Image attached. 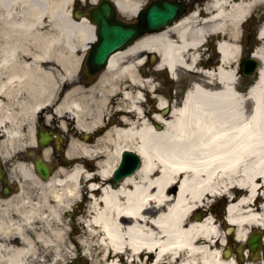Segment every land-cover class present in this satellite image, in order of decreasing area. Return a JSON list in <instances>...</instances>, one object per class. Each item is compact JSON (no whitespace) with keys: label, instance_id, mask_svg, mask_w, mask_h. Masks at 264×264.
I'll return each mask as SVG.
<instances>
[{"label":"bare ground","instance_id":"bare-ground-1","mask_svg":"<svg viewBox=\"0 0 264 264\" xmlns=\"http://www.w3.org/2000/svg\"><path fill=\"white\" fill-rule=\"evenodd\" d=\"M145 1L115 0L129 15ZM256 1L213 0L217 12L203 24L222 28L234 42L240 20ZM69 3L0 0V63L7 65L16 89L24 87L30 94L21 102L23 117L16 115V120L32 123L45 109L48 123L55 121L58 132L69 135L65 155L70 159L46 181H36L31 198L15 199L13 217L0 218V234L6 239L0 242V256L7 255L0 264H27L30 257L40 264H72L79 254L90 264H257L224 257L220 247L232 228L223 233L222 222L208 213H194L211 196H230L244 189L226 208L234 238L242 241L250 225L264 226V201L252 205L259 194L258 181H264V44L255 50L261 65L246 97L231 89L233 70L219 67L205 72L222 89L193 85L166 119L155 115L164 126L156 131L139 106L138 87L153 85L130 68L117 69L118 54L111 57L98 82L87 85L74 77L70 58L76 46L93 34V25L71 17ZM187 24L183 20L173 29L184 37ZM259 29L264 39V22ZM201 31L202 27L195 33ZM185 45V40L178 45L162 32L146 35L129 50L157 51L161 64L173 73L176 63L184 64L180 49ZM218 47L224 63L237 55L235 43L226 40ZM22 56L32 62L18 61ZM7 59L14 62L8 64ZM156 102L161 108L167 103L162 96ZM20 123L15 121L12 138L17 142ZM79 131L98 133L91 142L78 140ZM47 147L45 159L50 155ZM122 149L136 151L142 162L114 186L111 173ZM17 166L24 174L30 171L19 162ZM72 204L83 206L78 209L82 229L78 237L60 228L62 212ZM47 248L48 261L40 257Z\"/></svg>","mask_w":264,"mask_h":264},{"label":"flooded vegetation","instance_id":"flooded-vegetation-1","mask_svg":"<svg viewBox=\"0 0 264 264\" xmlns=\"http://www.w3.org/2000/svg\"><path fill=\"white\" fill-rule=\"evenodd\" d=\"M158 2L160 0H157ZM238 2L239 0H233ZM91 2L90 0H74L72 6V16L75 18L92 16V10L99 7L100 4L109 5L106 1ZM174 18L170 25L164 26L159 29L156 34L167 32L169 38L175 43L179 44L178 32L172 29L175 25L183 20H188L187 24V43L181 47L180 52L183 55L185 65L176 64L174 67L177 76L176 81L167 83V87L173 91L174 96L180 99L183 92L194 83H201L205 87L215 88L218 87L219 81L214 77L203 76V71H215V69L222 65L223 60L221 51L218 47L219 43L225 40L226 35L222 29L215 30L207 24H203L210 15H215L216 5L213 0H174L173 1ZM143 9V7L141 8ZM105 7H100L94 14L103 13ZM107 11H105V14ZM110 16V12H108ZM113 16V14H112ZM114 16L116 18H123L136 21L134 16L129 14L120 13L119 11ZM89 20V19H88ZM264 21V0H258L248 13L244 16L241 25V34L238 39L239 55L231 59L227 65L234 69V82L235 88H242L247 85L249 78L242 75V71L247 68L243 64V59L248 56H253L255 48L261 43L262 39L258 36V27ZM202 27L201 34L195 33L197 29ZM145 35H142L144 37ZM100 38L97 34L90 35L89 39L83 45H77L74 52L75 64V78L82 80L86 84L96 83L100 76L108 70V64L112 56L117 55L115 67L117 69L130 68L139 73L144 79L145 74L149 73L154 79V88L158 86L157 90H161L162 74L166 72L160 63L159 54L155 53V59L152 63H147V57L150 53L144 49L129 50V48L136 43L127 45L124 49L118 50L106 56L103 60L96 58L91 50L96 47V43ZM21 62H32L27 57H20L17 59ZM8 64L14 62L12 59H7ZM49 61V60H48ZM48 61H36L37 63ZM47 65V64H46ZM12 67V66H11ZM7 65L0 63V218L13 217L15 210L13 204L18 197H31L33 195V181L31 177L22 176L17 163L21 162L28 165L31 160H36L41 157L44 149L48 146L52 153L57 154L56 148V134L51 132L46 125L43 117L37 116L32 125V134L35 141L31 144L28 143L27 135L29 133L28 123L22 120L19 125L20 136L24 139L22 145L19 147L18 142L12 140L15 137V119L14 116L22 111L21 102L28 100L24 92L21 93V101L18 100L17 90L15 89V80L8 75ZM18 100V103L17 101ZM141 109L143 114L152 117L156 114V107L154 101L150 104L142 103ZM161 112L160 109H158ZM17 123V122H16ZM46 135L50 140V144L42 146L39 143V137ZM81 136V135H79ZM2 140H6L2 143ZM47 147V148H48ZM68 148V138L64 137L62 146L59 148L58 153H63ZM55 158V154L51 155ZM64 162V159L61 160ZM39 174L32 169L30 176ZM254 234H256L254 232ZM0 242L6 243V239L0 234ZM5 251V250H4ZM260 250L256 249L251 251L247 243H233L230 247L231 253L238 262L254 261L255 263H262L259 255ZM6 254L1 253L0 263L5 260ZM255 258V260H253ZM33 264L31 257L29 263Z\"/></svg>","mask_w":264,"mask_h":264},{"label":"water","instance_id":"water-1","mask_svg":"<svg viewBox=\"0 0 264 264\" xmlns=\"http://www.w3.org/2000/svg\"><path fill=\"white\" fill-rule=\"evenodd\" d=\"M166 7L164 6L163 11L160 12L157 10L155 2H151L145 11V18H142L144 20H140L135 24L111 20L104 18V16H100L101 18L95 17L94 20L98 24L97 32L102 36L100 40V48L98 50L102 53L112 51L132 41L138 34L156 29L160 23H166L171 15V11L166 10ZM42 141H44V139H42ZM121 157L120 163L114 171V184L121 177L131 174L140 161L139 155L127 149L122 151ZM35 165L36 168L42 172V175L46 177L47 172H44L43 163L36 162ZM257 241L256 236H252L248 239L251 246H254Z\"/></svg>","mask_w":264,"mask_h":264},{"label":"rangeland","instance_id":"rangeland-1","mask_svg":"<svg viewBox=\"0 0 264 264\" xmlns=\"http://www.w3.org/2000/svg\"><path fill=\"white\" fill-rule=\"evenodd\" d=\"M38 44V43H37ZM164 75V74H163ZM151 75H149V74H146L145 75V78L146 79H148L149 81H151V83L152 84H154V79H151V77H150ZM165 76V75H164ZM254 77H256V74L254 75ZM167 78L168 79H170V77L169 76H167ZM161 89H162V91H161V94H160V96H162L163 98H165L166 99V91H168L167 90V86L165 85V82L163 81V79H162V86H161ZM148 95L146 94V102H148ZM250 106V103L249 102H247V107H249ZM110 108H111V106H109V109L107 110V112L110 110ZM109 114V113H108ZM54 124V125H53ZM55 125H57V123L56 122H51L50 123V126L51 127H54ZM57 127V126H56ZM259 191L260 192H262V195H264V182H261L260 183V189H259ZM245 191L243 190H241L240 189V191H237V192H232L231 193V195H233V196H238V195H240V194H242V193H244ZM262 195L261 196H259V198L256 200V201H254V203H253V206H256V205H258V203L260 202V201H263L264 200V197H262ZM228 200H229V197L228 196H225V197H221V198H218V197H211L210 199H209V202H211V203H214V206H213V204L212 205H210V207H209V209L210 210H214L213 212H215V215L216 216H220L221 215V211H222V206H223V204L225 203V202H228ZM214 201V202H213ZM208 202V203H209ZM207 203V204H208ZM82 205H79L78 207H75V208H73V204L70 206V208L68 209V210H66V209H64L63 210V212H62V220H63V222H62V225L60 226V228H65L66 230H69V231H71L70 232V234H69V236H76V237H78V236H81V232H82V229H81V227H80V225H79V223H78V221H79V219L77 218L78 217V214H79V211H78V209H82ZM71 209H74V211H73V213H74V215L72 216V217H69L68 215H67V212H69V211H72ZM201 214H203V211H199ZM76 214H77V216H76ZM75 216V217H74ZM77 226V228L75 227V226ZM228 225H226L225 224V227H227ZM223 233H227V229L226 228H224L223 229ZM231 235H232V233H231ZM228 236V241H231V242H234V238H233V236ZM38 248V247H37ZM40 249V248H39ZM43 250V253L40 255V257H41V259L43 258V259H45L46 261H48V259H49V255H50V249L49 248H47V249H42ZM52 251V250H51ZM53 251L55 252V249H53ZM77 251H79V250H77ZM38 252V251H37ZM46 252H47V254H46ZM53 252V253H54ZM77 253H79V252H77ZM45 254V255H44ZM54 255V254H53ZM80 255V254H79ZM38 256V258H39V255H37ZM79 261L80 262H85V263H87V264H90V260L88 259V258H80L79 259ZM34 264H40V261H38V260H34Z\"/></svg>","mask_w":264,"mask_h":264}]
</instances>
